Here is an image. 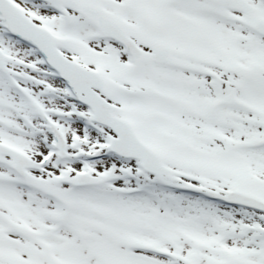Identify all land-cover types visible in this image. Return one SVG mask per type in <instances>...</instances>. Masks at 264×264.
<instances>
[{
    "label": "snow or ice",
    "instance_id": "snow-or-ice-1",
    "mask_svg": "<svg viewBox=\"0 0 264 264\" xmlns=\"http://www.w3.org/2000/svg\"><path fill=\"white\" fill-rule=\"evenodd\" d=\"M0 264H264V0H0Z\"/></svg>",
    "mask_w": 264,
    "mask_h": 264
}]
</instances>
